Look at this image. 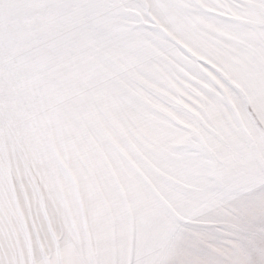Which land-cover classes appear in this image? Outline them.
Masks as SVG:
<instances>
[{"label": "snow or ice", "instance_id": "6c2138e0", "mask_svg": "<svg viewBox=\"0 0 264 264\" xmlns=\"http://www.w3.org/2000/svg\"><path fill=\"white\" fill-rule=\"evenodd\" d=\"M0 264H264V0H0Z\"/></svg>", "mask_w": 264, "mask_h": 264}]
</instances>
